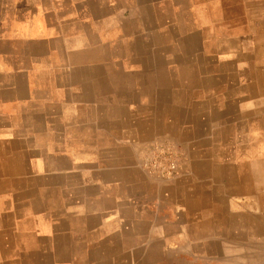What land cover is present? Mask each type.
Returning <instances> with one entry per match:
<instances>
[{
    "label": "crops",
    "instance_id": "obj_1",
    "mask_svg": "<svg viewBox=\"0 0 264 264\" xmlns=\"http://www.w3.org/2000/svg\"><path fill=\"white\" fill-rule=\"evenodd\" d=\"M138 1L0 0V264H73L83 260L79 246L89 254L120 235L143 238L135 229L165 246L166 211L182 229L199 230L211 214L207 187L226 189L230 132L242 130L246 105L261 100L248 94H262L263 81L234 80L232 95L230 80H120V67L142 60L133 49L120 56L119 45L172 26L149 19L138 32L134 16L120 12ZM143 58L155 67L154 56ZM245 58L236 66L244 71ZM160 62L179 69L183 57L166 51ZM120 134L178 145L177 181L159 189L176 205L161 201L143 174L155 208L119 187L136 180L131 167L120 174Z\"/></svg>",
    "mask_w": 264,
    "mask_h": 264
},
{
    "label": "rangeland",
    "instance_id": "obj_2",
    "mask_svg": "<svg viewBox=\"0 0 264 264\" xmlns=\"http://www.w3.org/2000/svg\"><path fill=\"white\" fill-rule=\"evenodd\" d=\"M145 1L120 5V12L134 16L138 32L149 19L157 28L166 22L172 26L163 34L137 33L119 45L120 56L133 49L142 60L134 67H120V80H230L232 95L234 80H262V94L251 91L254 86L250 87V94L246 92L248 97L258 96L261 100L246 105L241 114L242 130L230 132V165L224 163L220 176L228 197L223 196L221 189L207 187L211 192L206 197L211 214H206L199 230L179 227L169 218V209L165 246L147 239L148 230L135 229L143 238L120 235L116 245L89 246V254L79 246L75 255L83 260L77 258L73 264H264V0ZM166 51L182 54L183 66L176 69L169 64L161 68L160 56ZM149 56L155 57L153 68H148L149 61L143 58ZM245 56L249 61L244 65L248 70L244 71L237 65ZM234 106L230 103L232 110ZM127 136L120 134L119 139V161L124 165L120 174L131 167L136 180L124 179L119 187L131 189L135 202L149 198L153 208L161 204L159 198L168 206L176 205L178 197L160 193L159 189L177 181L182 159L178 145L165 138L141 143L137 135ZM134 145L137 149L133 153ZM170 166L175 167L172 174L161 173L162 168ZM142 174L154 181L159 198L148 195L149 184ZM258 183L262 184L260 191L255 188ZM216 208L219 212L212 213ZM153 232L150 231L151 237L156 235Z\"/></svg>",
    "mask_w": 264,
    "mask_h": 264
},
{
    "label": "built area",
    "instance_id": "obj_3",
    "mask_svg": "<svg viewBox=\"0 0 264 264\" xmlns=\"http://www.w3.org/2000/svg\"><path fill=\"white\" fill-rule=\"evenodd\" d=\"M174 169H175V167L174 166H170V167H168V168H166V169H164V168H162V174H167V175H169V174H172V172L174 171Z\"/></svg>",
    "mask_w": 264,
    "mask_h": 264
}]
</instances>
